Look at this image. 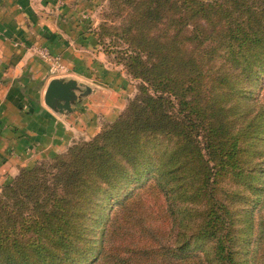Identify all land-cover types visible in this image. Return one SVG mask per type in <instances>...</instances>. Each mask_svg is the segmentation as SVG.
<instances>
[{
  "label": "trees",
  "instance_id": "1",
  "mask_svg": "<svg viewBox=\"0 0 264 264\" xmlns=\"http://www.w3.org/2000/svg\"><path fill=\"white\" fill-rule=\"evenodd\" d=\"M107 3L137 93L0 186V264H264V0Z\"/></svg>",
  "mask_w": 264,
  "mask_h": 264
},
{
  "label": "crops",
  "instance_id": "2",
  "mask_svg": "<svg viewBox=\"0 0 264 264\" xmlns=\"http://www.w3.org/2000/svg\"><path fill=\"white\" fill-rule=\"evenodd\" d=\"M93 3L0 0V185L19 168L61 152L73 139H87L113 117L115 110L93 88L66 113L54 112L43 103L52 78L96 82L76 73L84 62L81 57L89 52L81 44L86 33L80 28ZM42 50L57 56L59 68L49 71L40 57Z\"/></svg>",
  "mask_w": 264,
  "mask_h": 264
},
{
  "label": "rangeland",
  "instance_id": "3",
  "mask_svg": "<svg viewBox=\"0 0 264 264\" xmlns=\"http://www.w3.org/2000/svg\"><path fill=\"white\" fill-rule=\"evenodd\" d=\"M107 5V0H94L92 8L90 7L86 14L88 16L87 21L84 22V27L80 28L82 33H86V35L81 38L86 40L81 42V44H86V46H88L86 48L89 52L83 55L84 58L81 57L84 62L81 63L82 66L80 70H76V73H79L83 78L90 79L91 77L96 82L94 85L93 82L92 85L91 83L88 85L87 83L77 81L78 90L75 91L77 98L74 99V104L79 103L82 97L87 96L92 88L97 90L99 97L103 99V103L111 105L115 110L113 117L103 122L113 121L118 116L124 109L127 101L137 93L138 85V80L128 75L123 65L116 61L115 55L119 46L111 45V42H109L111 36L103 34L98 40L95 35L97 31L99 32L101 24L113 26L119 22V19L112 17L111 14L107 16V13H111L113 9V7L111 9ZM106 46L107 48L105 50ZM86 87L89 89V92L83 94L82 92ZM102 123H100L99 127ZM97 218L100 219V217H96V222ZM98 227L99 223L94 226L95 229Z\"/></svg>",
  "mask_w": 264,
  "mask_h": 264
},
{
  "label": "water",
  "instance_id": "4",
  "mask_svg": "<svg viewBox=\"0 0 264 264\" xmlns=\"http://www.w3.org/2000/svg\"><path fill=\"white\" fill-rule=\"evenodd\" d=\"M78 90V83L74 79L52 78L48 81L44 93V105L54 112L66 113L70 111V105L75 103L77 98L75 91ZM89 92L86 87L83 94Z\"/></svg>",
  "mask_w": 264,
  "mask_h": 264
},
{
  "label": "built area",
  "instance_id": "5",
  "mask_svg": "<svg viewBox=\"0 0 264 264\" xmlns=\"http://www.w3.org/2000/svg\"><path fill=\"white\" fill-rule=\"evenodd\" d=\"M40 57L49 64L50 72L55 71L57 68H59L57 56L51 55L48 52L42 50L40 52Z\"/></svg>",
  "mask_w": 264,
  "mask_h": 264
}]
</instances>
